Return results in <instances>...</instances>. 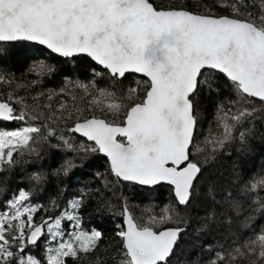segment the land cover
<instances>
[{
  "label": "snow or ice",
  "instance_id": "snow-or-ice-1",
  "mask_svg": "<svg viewBox=\"0 0 264 264\" xmlns=\"http://www.w3.org/2000/svg\"><path fill=\"white\" fill-rule=\"evenodd\" d=\"M21 42L90 63L86 77L66 76L59 89L35 93L54 65L46 59L31 64L32 80L0 66V170L12 169L25 154L39 156L40 145L55 138L50 146L62 151L102 154L108 167L96 178L105 188L166 185L168 200L146 205L141 217L122 192L119 205L104 202L122 219L116 264H173L190 228L198 255L185 264H264V225L256 215L244 217L243 233L233 230L242 199L264 214V172L235 184L238 195L211 183L201 191L205 166L236 142L244 151L256 122H264V0H195L191 6L188 0L168 6L153 0H0V65L2 46ZM129 76L134 80L125 89ZM220 77L230 94L217 103L200 140L195 98L202 89L219 95ZM74 167L67 159L57 174ZM30 179L39 185L43 177L33 173ZM90 194L81 192L66 206L51 199L46 213L64 210L37 222L34 189L0 188V264H66V258L98 253L102 231L84 230L75 211ZM201 196L208 207L193 228L188 210ZM42 239L45 250L37 256L33 250ZM106 259L96 256V264Z\"/></svg>",
  "mask_w": 264,
  "mask_h": 264
},
{
  "label": "trees",
  "instance_id": "trees-1",
  "mask_svg": "<svg viewBox=\"0 0 264 264\" xmlns=\"http://www.w3.org/2000/svg\"><path fill=\"white\" fill-rule=\"evenodd\" d=\"M157 5L168 6L169 4L183 3L184 0H153ZM209 4L213 0H207ZM189 5H194L195 0H188ZM198 10V9H196ZM223 14V10H220ZM4 59L0 65L5 70H10L15 73L17 78L25 75V71L34 62L45 60L49 64L54 65L55 72L49 77L45 75L43 82H47L51 89H59L64 84L66 76L71 79L84 78L88 75V66L90 61L86 57H78L76 61L63 60L58 57L51 56L49 52L40 46L21 42L15 45H3ZM9 49L11 50L10 54ZM27 79V78H26ZM30 80V79H27ZM134 80L133 76H129L128 80L124 81L126 89L128 83ZM228 81L220 77L219 89L220 94H209L205 89H202L199 95L195 98V103L199 113L198 131L201 133L198 139L203 140L204 134H207L210 122L213 121V112L217 103L224 97L230 94ZM103 86V82L101 83ZM117 91L121 90V86H116ZM38 90V87L33 89ZM82 94V93H80ZM111 114H109L110 117ZM257 132L249 138L248 145L244 151H240L241 145L239 142L229 145L224 151L217 153L216 158L205 166L202 180L201 191L206 193L209 183L215 185L217 189L230 187L239 194V188L235 187L241 180H247L256 173L264 172V122L257 121ZM214 126V125H213ZM50 144H57L56 139L52 138ZM50 144L40 145L39 156L25 154L23 157H17L18 163L12 169L0 170V188L9 190L22 186L28 190H35L33 199L40 205V209L34 218L37 222L41 217L45 218L48 215H56L64 208H58L55 211L46 213L43 209L49 206L51 199H55L58 204L65 205L69 199H79L81 192L91 190L90 195H86L83 199L80 209L75 210L79 215L82 228L90 230L95 227L103 233V241L100 243V251L89 256H82L80 259L66 258V264H96V256L107 257L105 264H116L113 257L116 256L115 247L117 246L118 238L115 232L121 224V217L114 215L110 211L106 200H110L113 205H119L118 197L121 192L133 208L134 215L141 217L142 209L149 204L163 205L168 200L169 191L166 185H161L155 189L141 188L132 184L125 185H109L105 188L103 183L96 178L97 172H105L108 164L106 159L100 154L65 152L61 148L51 147ZM73 159L76 167H74L67 175L63 170L57 174V170L61 169V165L65 160ZM203 159V157H201ZM33 173H40L43 177L41 183L36 185V182L31 180ZM114 179V178H110ZM99 190L101 194L97 193ZM244 209L239 219L233 223V230L238 234L246 231L241 227L245 216L256 215V220L260 225H264V214H256L252 207H248V200L242 199ZM103 205V206H102ZM208 207V202L201 196L199 200L193 201V206L189 208L188 213L193 220V228L202 220L195 219L205 216V209ZM72 210V209H68ZM155 211L158 213L159 208ZM183 211V210H182ZM65 222H62V226ZM46 231V229H45ZM189 234L185 235L184 239L176 248V255L172 258L173 264H185V261L195 260L198 251L193 247L194 237ZM67 238V237H65ZM110 245L112 247H110ZM48 246H55L54 242L49 241ZM45 247L43 239L40 246L33 251L37 256H43Z\"/></svg>",
  "mask_w": 264,
  "mask_h": 264
},
{
  "label": "rangeland",
  "instance_id": "rangeland-1",
  "mask_svg": "<svg viewBox=\"0 0 264 264\" xmlns=\"http://www.w3.org/2000/svg\"><path fill=\"white\" fill-rule=\"evenodd\" d=\"M25 75H26V78H27V79H30V80L36 78L34 74H32V73H28L27 70L25 71ZM37 87H38V90H35L34 93H35V92H38V91H41V90L51 89V87L48 86L47 82H43L42 84L38 85ZM56 142L58 143L57 140H56ZM77 143H79V139L77 140ZM207 190H208V189H207Z\"/></svg>",
  "mask_w": 264,
  "mask_h": 264
},
{
  "label": "water",
  "instance_id": "water-1",
  "mask_svg": "<svg viewBox=\"0 0 264 264\" xmlns=\"http://www.w3.org/2000/svg\"><path fill=\"white\" fill-rule=\"evenodd\" d=\"M25 43H29V42H25ZM31 44H34V43H31ZM34 45H36V44H34ZM37 46H39V45H37ZM40 47H42V46H40ZM43 48V47H42ZM44 49V48H43ZM46 50V49H45ZM47 51V50H46ZM48 52V51H47ZM59 58V57H58ZM137 76L139 75V74H136ZM100 155H102V154H100ZM103 156V155H102ZM104 157V156H103ZM105 158V157H104ZM106 159V158H105ZM106 161H107V159H106ZM107 164H108V162H107ZM47 217H45V219H46ZM121 224H122V219H121Z\"/></svg>",
  "mask_w": 264,
  "mask_h": 264
}]
</instances>
